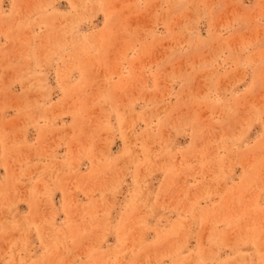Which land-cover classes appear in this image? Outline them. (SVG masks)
<instances>
[{"label":"rangeland","instance_id":"obj_1","mask_svg":"<svg viewBox=\"0 0 264 264\" xmlns=\"http://www.w3.org/2000/svg\"><path fill=\"white\" fill-rule=\"evenodd\" d=\"M0 264H264V0H0Z\"/></svg>","mask_w":264,"mask_h":264}]
</instances>
